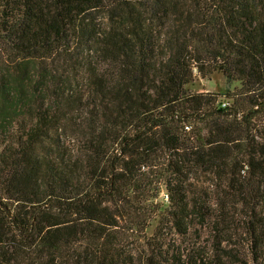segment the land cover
I'll return each mask as SVG.
<instances>
[{
    "label": "trees",
    "instance_id": "1",
    "mask_svg": "<svg viewBox=\"0 0 264 264\" xmlns=\"http://www.w3.org/2000/svg\"><path fill=\"white\" fill-rule=\"evenodd\" d=\"M0 264H264V0H0Z\"/></svg>",
    "mask_w": 264,
    "mask_h": 264
},
{
    "label": "rangeland",
    "instance_id": "2",
    "mask_svg": "<svg viewBox=\"0 0 264 264\" xmlns=\"http://www.w3.org/2000/svg\"><path fill=\"white\" fill-rule=\"evenodd\" d=\"M83 70L81 69L80 66L78 65H67V67H64L63 70H60L59 72H56L55 76L58 79H61V84L60 83H54L52 79L45 81L46 85L48 88L52 91L55 89L56 84L58 88L60 87L61 90H56V93L58 95H61V91L68 96V99L70 101H73V99L70 97V94H74L75 91L78 92L80 95H86L87 87H85V84L83 83L84 76ZM51 76V75H50ZM60 76V77H59ZM68 80V81H67ZM76 81L79 82V85L76 84ZM68 82L69 84L64 85L63 83ZM190 88L193 91H200V92H210L218 95H223L227 89H237L238 85L237 84H228L225 78L220 75V74H215L209 79H196L193 85L190 86ZM53 94V93H52ZM86 98V97H85ZM61 99H65V97H61ZM226 99V98H225ZM223 96H221V101H228L227 99L225 100ZM68 140V138H67ZM69 141V140H68ZM72 141L70 145H72ZM213 181H211L210 177H202L198 182L197 185L202 187L203 190L206 188L208 189V186L213 185ZM213 188H210L212 190ZM238 218H240L238 216ZM153 227H150L147 230V234L150 235L153 231ZM233 242L235 244H238L240 246V249L243 250L244 254H247L248 251V243L249 240L244 233L235 236L233 239ZM134 254H136V251H133Z\"/></svg>",
    "mask_w": 264,
    "mask_h": 264
},
{
    "label": "built area",
    "instance_id": "3",
    "mask_svg": "<svg viewBox=\"0 0 264 264\" xmlns=\"http://www.w3.org/2000/svg\"><path fill=\"white\" fill-rule=\"evenodd\" d=\"M226 105H228L226 102L222 103V107H225Z\"/></svg>",
    "mask_w": 264,
    "mask_h": 264
}]
</instances>
